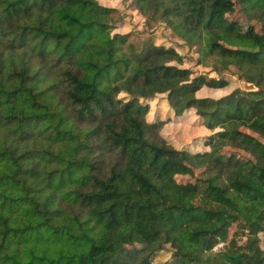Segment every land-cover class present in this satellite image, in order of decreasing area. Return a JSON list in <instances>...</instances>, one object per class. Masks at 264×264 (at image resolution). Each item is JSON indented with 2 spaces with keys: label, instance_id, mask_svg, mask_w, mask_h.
I'll return each mask as SVG.
<instances>
[{
  "label": "trees",
  "instance_id": "16d2710c",
  "mask_svg": "<svg viewBox=\"0 0 264 264\" xmlns=\"http://www.w3.org/2000/svg\"><path fill=\"white\" fill-rule=\"evenodd\" d=\"M123 1L142 33L99 0H0V264H264V174L240 154L264 165V37L223 0ZM162 28L207 73L142 35ZM226 74L254 87L199 94Z\"/></svg>",
  "mask_w": 264,
  "mask_h": 264
},
{
  "label": "rangeland",
  "instance_id": "374dc122",
  "mask_svg": "<svg viewBox=\"0 0 264 264\" xmlns=\"http://www.w3.org/2000/svg\"><path fill=\"white\" fill-rule=\"evenodd\" d=\"M106 6H113L120 8L125 15V22L119 25V28L116 32H120L122 34H126L129 32H140L143 30L144 19L143 17L134 9L129 8V3L124 2L123 0H99ZM224 4L228 7V11L223 14L224 19L230 22H233L238 25L239 30L243 34L247 33H256L262 37H264V20L262 19H249L246 17V14L242 8L240 0H223ZM145 37L150 36L156 43L165 44L167 46L176 47L183 55L188 57V59H192L190 61H186V67H193L199 73H207L204 68L196 64V59L199 54L196 49H188L187 47H183L178 41L177 38L173 35V33L168 29H160L158 31H154L152 34L148 32L147 34H142ZM256 51H260L264 55V47L258 48ZM230 80V88L222 89V90H214V89H203L199 94L202 96H211L215 98H219L224 96L227 93H230L234 88L240 87L242 89H250L254 86L252 84L246 83L244 81H240L237 77H233L230 75L226 76ZM190 115L184 117L181 120V125L174 127L176 131L175 139H179L182 143H188L195 137H197L200 132V127L191 125L188 121L190 119ZM178 137V138H177ZM243 158L250 164L251 168L256 172L264 174V165L257 163L252 157L246 155L245 153H240ZM170 164H174L177 166H181V169L185 171V174H179L177 176L178 180L184 182H194L196 179H205L204 171L201 169H194L189 164L184 162L182 159H172L169 161ZM233 231V230H232ZM232 236L229 237L226 243H220L215 247V251H219L223 248L224 245L231 241ZM172 261V252L164 251L161 254L157 255L155 258L156 263H164L166 261Z\"/></svg>",
  "mask_w": 264,
  "mask_h": 264
}]
</instances>
